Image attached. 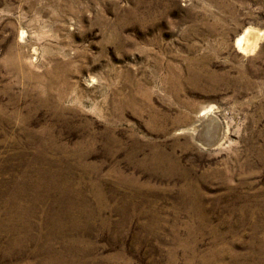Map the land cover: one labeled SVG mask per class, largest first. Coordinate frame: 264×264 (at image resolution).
Here are the masks:
<instances>
[{
    "label": "rangeland",
    "instance_id": "rangeland-1",
    "mask_svg": "<svg viewBox=\"0 0 264 264\" xmlns=\"http://www.w3.org/2000/svg\"><path fill=\"white\" fill-rule=\"evenodd\" d=\"M247 29L264 0H0V264H264Z\"/></svg>",
    "mask_w": 264,
    "mask_h": 264
},
{
    "label": "bare ground",
    "instance_id": "bare-ground-1",
    "mask_svg": "<svg viewBox=\"0 0 264 264\" xmlns=\"http://www.w3.org/2000/svg\"><path fill=\"white\" fill-rule=\"evenodd\" d=\"M259 31H257L258 33L257 35H255L256 32L249 30V29L245 30V32L242 33V35H240L237 38L236 46L242 51H247L249 49H252V46L255 45V42L253 45V39L257 37L259 38L261 36L264 37V32L263 31L259 32ZM204 119L205 121L203 122L202 125L199 126L200 127L199 129L197 128L195 130V133H196V136L198 137L197 139H199V141L202 144L204 145L210 144L211 146H213L217 144L218 142H220V139H221L220 128L221 127H220L218 120L215 119L214 116L211 114L210 110L207 112Z\"/></svg>",
    "mask_w": 264,
    "mask_h": 264
}]
</instances>
